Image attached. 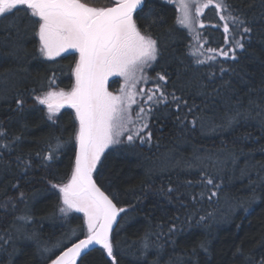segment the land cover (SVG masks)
Here are the masks:
<instances>
[{
    "label": "trees",
    "instance_id": "trees-1",
    "mask_svg": "<svg viewBox=\"0 0 264 264\" xmlns=\"http://www.w3.org/2000/svg\"><path fill=\"white\" fill-rule=\"evenodd\" d=\"M81 1L100 8L115 3ZM221 3L225 16L244 24L229 23L225 33L208 23L199 32L209 44L235 49L227 56L194 52L197 38L177 22L172 1L145 0L135 13L141 32L157 41L150 80L157 77L159 95L147 110L148 127L129 142L144 124L135 117L94 170L125 211L111 238L115 262L97 247L83 264L264 261V0ZM36 19L24 11L0 19V264H47L68 244L50 247L72 230L79 233L71 242L87 235L84 214L61 213L63 193L54 187L74 172L75 109L64 106L49 119L47 105L35 99L74 87L77 52L41 53ZM173 96L186 105L177 109Z\"/></svg>",
    "mask_w": 264,
    "mask_h": 264
},
{
    "label": "snow or ice",
    "instance_id": "snow-or-ice-1",
    "mask_svg": "<svg viewBox=\"0 0 264 264\" xmlns=\"http://www.w3.org/2000/svg\"><path fill=\"white\" fill-rule=\"evenodd\" d=\"M173 3L181 13L177 22L191 28L192 18L187 0H173ZM211 3L212 0H208L201 4L196 12H202ZM19 6L26 7L21 9ZM142 6L143 0H115V6L105 8L92 7L81 0H0V19L14 16L16 11H24L32 18H38L36 23L41 53L52 58L69 49H77L80 55L75 68L76 86L70 92L49 91L43 97H35L40 104L47 105L49 119L68 105L75 109L79 120L76 136L79 153L76 156L75 170L68 183L54 187H58L63 193L65 207L60 209L61 213L76 210L85 214L87 235L53 259L51 264H78V261L83 264L82 255L86 256L94 245H101L107 256L113 262L116 260L110 234L117 215L125 210L117 208L97 187L92 173L104 150L119 143L118 137L127 131L126 123L131 122L130 108L137 103L135 96L138 94L135 91L136 71L141 70L143 65L156 61L159 53L157 41L142 34L134 19V14L138 9L142 10ZM214 7L222 9L223 6L216 3ZM220 19L224 21L225 33L229 32V23L234 26L244 24V21L233 17L230 12L227 16L221 15ZM251 31L250 28L243 29L245 34ZM234 43L236 48H244L239 40H234ZM230 51L234 53L235 49ZM220 54L228 55L223 51ZM111 75L123 76L126 83L133 81L131 90L125 93L122 89L121 95L108 92L105 84ZM159 79L164 80L165 77L159 76ZM154 97L155 92L147 94V102L153 101ZM160 97H164L163 92ZM173 99L177 101V109L181 104L186 105L178 97L173 96ZM53 100L56 102L53 103ZM139 111L144 112V108ZM147 127V123H144L140 130L128 135L127 140L131 142L134 136H140V131ZM146 137L151 138L150 131ZM59 147V141L55 148L50 147L47 159H53ZM204 179L207 185L218 187L213 185L211 178Z\"/></svg>",
    "mask_w": 264,
    "mask_h": 264
},
{
    "label": "rangeland",
    "instance_id": "rangeland-1",
    "mask_svg": "<svg viewBox=\"0 0 264 264\" xmlns=\"http://www.w3.org/2000/svg\"><path fill=\"white\" fill-rule=\"evenodd\" d=\"M169 1L173 2V0H169ZM187 2L189 4V12H190V16L192 18V26L189 29L193 32V34H195V37L197 38L196 43L198 44V45H196V43L194 44L193 51L194 52L200 51L203 53V55H207L210 53L208 51V49L215 48L217 53H219V54L221 51L229 53L230 50L228 49V47L225 49L224 47L220 48L217 45H213L211 43L209 44V42L207 40L205 41L204 37L200 36V32H199L200 28L204 27L208 23L213 24L215 26H219V25L223 26L224 21H222L220 19V17H221V15H226V12H225L226 10L223 7H222V9H215V7H214V5L216 3H221V0H212V3L209 4V6L207 8H203L202 12H200V13L196 12V8L199 7L201 4L207 3L208 0H187ZM110 5H112V4H110ZM89 6L95 7V5H89ZM96 7L100 8V6H96ZM177 9H178L179 15H181L178 7H177ZM134 19H135V17H134ZM198 33H199V35H198ZM200 37H201V39H200ZM68 51H76L78 61H79L80 55H79V51L77 49H69ZM78 61H77V63H78ZM153 65H154V61L150 62L149 64L143 65L142 69L137 70L135 73V76H136L135 91H136V93H138L135 96V99H136L137 103L131 105V107H132V108H130L131 109L130 110L131 122L126 123V128L129 127V125H134L135 117H138L140 119V121L138 123H140V122L146 123L148 118H149V112L147 110L149 109L150 105L153 102H155V100L157 99V94L159 93V87L156 84L157 77L154 76L150 80V74H151L150 70H152ZM115 78L117 79V81L113 80ZM75 83H76V74H75ZM132 83H133V81H128L126 83L125 78L123 76L111 75L108 77L106 84H105V87L107 88L108 92L112 93L113 95H121L122 89L124 90L125 93H128L131 90ZM74 87H75V85H74ZM70 91H68V92H70ZM151 92H155L154 100L151 102H147V94H151ZM140 93H143V95H141ZM140 108H144V112H140L139 111ZM96 167H97V165H96ZM84 217H85L86 222H87V218H86L85 214H84ZM78 233H79L78 230H76V231L72 230L69 233V235L64 236L55 245L51 246L50 251L54 252L58 249H61L65 245L71 243V241L74 240L78 236Z\"/></svg>",
    "mask_w": 264,
    "mask_h": 264
},
{
    "label": "water",
    "instance_id": "water-1",
    "mask_svg": "<svg viewBox=\"0 0 264 264\" xmlns=\"http://www.w3.org/2000/svg\"><path fill=\"white\" fill-rule=\"evenodd\" d=\"M82 2V1H81ZM82 3H84V2H82ZM144 3H145V0H143V6H144ZM113 6H115V3L114 4H112V5H109V6H106V7H113ZM142 6V7H143ZM105 8V7H104ZM140 9H138L137 11H139ZM135 15V14H134ZM79 62V61H78ZM75 86H76V83H75ZM56 101H53V103H55ZM65 106H68V105H65ZM70 107V106H69ZM79 153V142H78V140H77V147H76V156H77V154ZM75 161H76V157H75ZM74 170H75V167H74ZM92 179L95 181V183H96V185H97V187H99L100 188V190L106 195V196H108L109 197V199H111L112 200V202L116 205V207L117 208H123V209H125L124 207H119V205L113 200V198L99 185V183L97 182V180H96V178H95V175H94V171H93V173H92ZM121 214H122V212L121 213H119L118 215H117V217H116V220H115V222L112 224V230H111V234H110V238H112V234H113V231L116 229V227H117V225H118V223H119V221H120V217H121ZM86 236V235H85ZM85 236H83V237H80V238H78V239H76L75 241H73V242H71L70 244H68L66 247H64L62 250H60L52 259H51V261L53 260V259H55L57 256H59L63 251H66L67 250V248L68 247H71L72 246V244L73 243H78L79 242V239H83V238H85ZM97 247H102L101 245H94V246H92L91 247V250H93L94 248H97ZM90 251V250H89ZM83 256V255H82ZM51 261L49 262V263H47V264H51Z\"/></svg>",
    "mask_w": 264,
    "mask_h": 264
}]
</instances>
